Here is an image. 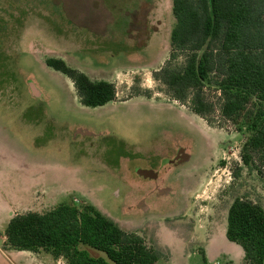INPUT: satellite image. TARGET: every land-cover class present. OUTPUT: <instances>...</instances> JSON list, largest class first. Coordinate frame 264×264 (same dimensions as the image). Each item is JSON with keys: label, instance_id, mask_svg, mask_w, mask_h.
<instances>
[{"label": "rangeland", "instance_id": "obj_1", "mask_svg": "<svg viewBox=\"0 0 264 264\" xmlns=\"http://www.w3.org/2000/svg\"><path fill=\"white\" fill-rule=\"evenodd\" d=\"M175 24L172 0H0V248L8 211L93 205L142 236L158 264H204L207 246L215 264H233L218 256L233 244L229 208L237 197L264 208V178L235 177L250 134L221 116L214 86L212 125L167 104L153 73ZM49 58L111 81L118 102L154 99L84 107Z\"/></svg>", "mask_w": 264, "mask_h": 264}, {"label": "trees", "instance_id": "obj_2", "mask_svg": "<svg viewBox=\"0 0 264 264\" xmlns=\"http://www.w3.org/2000/svg\"><path fill=\"white\" fill-rule=\"evenodd\" d=\"M172 1L176 24L170 58L153 73L154 80L166 87L171 100L209 125L217 108L207 91L214 86L221 116L250 134L242 148L244 167H237L235 177L247 168L264 178V0ZM181 57L183 63L177 62ZM46 65L71 80L82 106L99 108L117 101L114 83L93 81L60 58H49ZM145 92L134 96L150 98ZM6 238L9 249L44 250L66 264H158L160 260L142 236L124 231L93 205L78 209L61 204L43 214L15 215ZM226 238L243 249L245 264H264L263 206L235 198L228 211ZM85 247L105 257H94ZM203 260L208 264L205 255Z\"/></svg>", "mask_w": 264, "mask_h": 264}, {"label": "crops", "instance_id": "obj_3", "mask_svg": "<svg viewBox=\"0 0 264 264\" xmlns=\"http://www.w3.org/2000/svg\"><path fill=\"white\" fill-rule=\"evenodd\" d=\"M142 97L143 96L134 97V98H132V99H130L128 101L130 102V101H132L134 99H138V98H142ZM148 99H154V98H148ZM128 101H125V102H122V101H119L118 102L117 101V102H111V103L118 104V103H126ZM111 103H109V104H111ZM167 104L170 105L172 108H187L185 106H182L180 104H177L176 101H173V102L169 101V102H167ZM99 108H101V107H99ZM8 213L9 214H7V216H5V220H2L1 223L4 224L7 221L10 222V220L12 219V217L15 216V213H14V216L11 215V212L10 211H8ZM2 238H3V241H4L5 247L4 248H0V255H2V257H4V259H6L9 264H66V261L64 259H62V258L56 259V258H54L52 256V254H50V253H48V252H46L44 250H40L37 253H33V252H30V251H17V250H13V249L7 248L6 247V242H7L6 231L4 233V237H2ZM230 245H231V251L229 253H223L224 255L223 254L218 255L219 258L224 256V258H229V260L233 264H244L245 262H244V252H243V249L239 245H237L235 243L230 244ZM85 248L90 253L92 251H94L95 253H98V254H101L102 255V256H99V257H105V254L102 253V252H100V251H97V250L92 249V248H89V247H85ZM205 252H206V256H207L208 263L209 264H215V262H216L217 259L215 260L214 259L215 257H213L212 246H211V248H210V246H207L205 248ZM94 257H96V256H94Z\"/></svg>", "mask_w": 264, "mask_h": 264}]
</instances>
